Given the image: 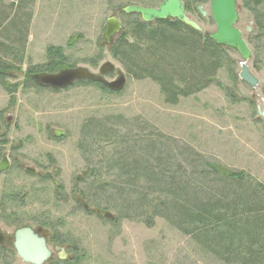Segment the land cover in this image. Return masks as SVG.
Returning a JSON list of instances; mask_svg holds the SVG:
<instances>
[{
  "label": "rangeland",
  "instance_id": "rangeland-1",
  "mask_svg": "<svg viewBox=\"0 0 264 264\" xmlns=\"http://www.w3.org/2000/svg\"><path fill=\"white\" fill-rule=\"evenodd\" d=\"M163 1L35 0L33 19L24 30L27 45L21 53L20 70H13L10 74L14 77L7 80L18 87L11 95L0 86V155H8L12 162L9 173L0 176V197L19 194L21 201L7 206L6 211L16 215L18 224L36 230L40 226L65 242L66 253L78 259L67 264H229L217 255L219 245L199 242L165 218L153 215L151 210L161 205L156 194L148 198L150 207L131 210L130 215L112 207V190L127 185L117 162L126 168V162L139 156L143 162H170L171 175L180 164L176 177L193 170L198 173L191 176L202 178L211 172H202L206 163L217 165L243 174V185L253 186L264 199V33L256 37L258 30L248 32L264 15L263 6L237 0V28L252 51L248 65L259 85L251 88L241 81L234 83L225 68L209 88L171 105L155 82L133 78L113 57L112 43L107 45L104 38L109 18L116 17L126 33L139 20L123 13V8H157ZM182 1L190 8L187 16L201 26L205 36L215 32L210 0ZM11 2L0 0V9L2 3ZM197 4L208 12L205 19L194 12ZM19 15L13 14L7 32L20 28L16 24ZM26 20L22 17L24 23ZM49 48H62L68 65L97 75L108 62L121 68L127 78L125 88L115 93L77 82L57 92L27 89L26 72L48 64ZM229 57L238 74L241 58L232 52ZM117 78L108 75L103 80L111 83ZM149 142L152 150L147 148ZM202 178L196 187L213 186ZM135 188L146 190L145 180L136 182ZM115 194L119 203H125L120 202L121 190L116 188ZM13 227L4 229L12 233ZM70 245L77 251L72 253ZM233 245L237 251L244 250L239 239ZM51 251L54 259L60 257V250L51 246ZM240 260L233 264H245Z\"/></svg>",
  "mask_w": 264,
  "mask_h": 264
},
{
  "label": "trees",
  "instance_id": "trees-1",
  "mask_svg": "<svg viewBox=\"0 0 264 264\" xmlns=\"http://www.w3.org/2000/svg\"><path fill=\"white\" fill-rule=\"evenodd\" d=\"M248 1L256 6L263 2ZM34 3L35 0H12L10 4L2 3L0 9V86L11 95L18 86L7 80L14 77L10 74L13 70H20L21 53L27 45L24 30H27L30 20L33 19ZM19 12L16 24L20 28L17 26L7 32L6 25L12 22L13 14ZM22 17L27 19L26 23L22 21ZM150 27L140 19L135 21L131 30L125 32L117 41L113 40L111 53L136 80L149 79L155 82L167 103L176 105L181 98H189L209 88L215 83L217 74L225 68L230 72L229 77L234 83L239 80L234 70L235 63L229 57V52H235L218 46L204 34L177 20L157 21L156 29ZM71 42L69 46H72ZM61 49L49 48L48 64L33 66L26 72V83H29H24L27 89L51 90L42 88L32 76L74 67L68 65ZM84 83L107 88L92 81L78 82L76 85ZM151 144L152 142L147 144L148 149H151ZM150 155L152 159V152ZM152 163H155V167ZM157 163L143 162L139 156L133 162H126L129 165L126 168L119 167L117 162L119 174L122 172L121 177L127 185L116 187L123 194L120 202L125 203H119L115 196L116 188L112 190V207L119 208L123 211L122 214L130 215L131 210L150 207L148 198L156 194L161 205L151 210L153 215L165 218L182 233L199 242L209 243L210 246L219 245L217 250L222 254L217 255L226 263L233 264L237 259L245 264L264 262V199L256 188L243 185V174L206 163L202 172H209V169L211 172L205 173L203 178L191 176L198 173L193 170L190 174H187V170V175L176 177V173L181 170L180 164L171 175L168 172L170 162ZM192 163L200 164L190 162ZM207 177H213L214 180ZM200 178L213 186L199 189L196 183ZM143 180L146 182V190L139 192L135 188L136 182ZM102 204L105 205V200ZM85 206L84 203L83 207ZM222 229L227 232L222 233ZM56 239L62 244L65 243L57 237ZM237 239L244 244V250H235L233 241ZM70 248L72 253L77 251L71 245ZM73 261L76 263L78 259L74 258Z\"/></svg>",
  "mask_w": 264,
  "mask_h": 264
},
{
  "label": "water",
  "instance_id": "water-1",
  "mask_svg": "<svg viewBox=\"0 0 264 264\" xmlns=\"http://www.w3.org/2000/svg\"><path fill=\"white\" fill-rule=\"evenodd\" d=\"M198 10L204 18L208 15V12L204 11L201 6H198ZM123 12L127 15L139 16L144 23L171 19L177 20L195 31H201L199 24L187 16L182 0H164L159 8L127 6ZM210 15L216 30L214 33L208 34L207 37L218 46L234 51L241 58L239 74L241 81L251 87H256L259 82L252 75L248 66L252 52L242 33L236 28L239 20L237 0H210ZM120 31L121 25L117 19L114 17L108 19L104 32L106 43L109 44ZM111 74L116 75L117 80L111 83L104 82V84L111 91H122L126 86L127 78L121 68L109 62L100 67L99 75L92 73L87 68H70L58 73H42L37 77V82L42 88L60 91L73 87L77 82H103V77ZM241 93L245 95L242 90ZM5 162H7L6 159ZM47 237L48 232L40 236L31 227H23L14 233L13 243L10 236L0 231V244L12 243L17 257L24 264H46L53 254L48 246Z\"/></svg>",
  "mask_w": 264,
  "mask_h": 264
},
{
  "label": "flooded vegetation",
  "instance_id": "flooded-vegetation-1",
  "mask_svg": "<svg viewBox=\"0 0 264 264\" xmlns=\"http://www.w3.org/2000/svg\"><path fill=\"white\" fill-rule=\"evenodd\" d=\"M161 5V4H160ZM159 5V6H160ZM185 9H186V13H189L190 12V8L188 7L187 4H185ZM159 6L157 8H159ZM198 4L194 6V12H196L202 19H205L203 17V15L199 12L198 10ZM256 6V5H254ZM260 6H263V9H264V0L262 3H260L258 6L256 7H260ZM147 8H151V7H147ZM124 9V8H123ZM123 9H122V12H123ZM237 10H238V5H237ZM124 13V12H123ZM263 13H264V10H263ZM137 16V15H136ZM139 17V16H138ZM116 18V17H114ZM110 19V18H109ZM117 19V18H116ZM139 19L141 20V18L139 17ZM108 21V20H107ZM117 21L119 22V20L117 19ZM239 21V20H238ZM141 22H143L141 20ZM157 22V21H155ZM155 22L153 23H147L148 25H152L154 24ZM120 23V22H119ZM197 23V22H196ZM238 24V22H237ZM237 24H236V28H237ZM121 25V31L119 34H117L116 36H114L112 38V40H115V39H120L123 35H124V31H123V25L120 23ZM254 25H255V28L254 29H251V28H248V32L250 33H253L254 30H258L260 33L256 35V37H258L262 32L264 33V15L258 17L256 19V21H254ZM200 26V25H199ZM201 27V26H200ZM238 29V28H237ZM239 30V29H238ZM240 31V30H239ZM202 34H204L205 32L203 31V29L201 28V31H198ZM241 32V31H240ZM242 33V32H241ZM255 34V33H254ZM264 35V34H263ZM243 36V34H242ZM118 37V38H117ZM105 38V37H104ZM244 38V37H243ZM112 40L109 44L112 43ZM245 40V38H244ZM107 44V43H106ZM107 44V45H109ZM248 44V43H247ZM249 46V45H248ZM250 48V47H249ZM251 50V49H250ZM232 51V50H231ZM234 52V51H233ZM252 52V51H251ZM236 54V53H235ZM251 60V59H250ZM249 66V65H248ZM250 68V67H249ZM240 71H241V68H240ZM251 72V70H250ZM239 74L240 72L237 74L238 77H239ZM113 75V74H111ZM253 75V74H252ZM254 76V75H253ZM34 79L37 80L36 76L34 77ZM103 80V79H102ZM238 81H241L240 77H239V80ZM237 81V82H238ZM242 83H244L243 81H241ZM259 82V81H258ZM98 83H101L102 85L106 86L104 84V80L103 82H98ZM246 84V83H244ZM247 86L251 87L250 85L246 84ZM259 85V83H258ZM257 85V86H258ZM256 86V87H257ZM107 87V86H106ZM256 87H251V88H256ZM108 88V87H107ZM239 92H241V90H239ZM245 98L248 97V95H244ZM258 114L260 116H262V113L260 111V108H258ZM1 157V155H0ZM5 159L7 160V162H5ZM11 165H12V162L10 160V157L8 155H2V157L0 158V176L3 175V174H7L9 173V170L11 168ZM0 188H1V178H0ZM18 200H20V196L19 194H16L15 192H11V193H6L4 194L3 196L0 197V231H2V233H4L5 235H8L12 238V243L14 241V233L16 232V230L20 229V228H23V227H31L29 225H23V224H18V222L16 221V218H15V214L12 212H7L6 211V207L11 205V204H15L17 205L18 204ZM2 209V211H1ZM5 226H9V227H12L14 226V231L12 233H8L4 227ZM33 230H35L37 233L40 234V236H43L45 232H48V237H47V241H48V246L49 248L51 249V246H53L54 250H57L58 251L60 250L61 254H60V257H58V259H54V255L52 254V258L46 263V264H55V263H59L61 262L62 264H65L67 262H73V259L75 258L74 256L71 257L70 255H68L66 252L69 251V248H66L65 244H62L60 241H57L56 237L53 235V233H51L49 230H45V232L42 230V228H40L39 226V229H34L33 227H31ZM12 243H7V244H0V262H4V263H7V262H16V260H18L19 262H21L22 264H24L18 257H17V253L13 247V244ZM71 250V248H70ZM53 252V251H52ZM9 259V260H8Z\"/></svg>",
  "mask_w": 264,
  "mask_h": 264
}]
</instances>
